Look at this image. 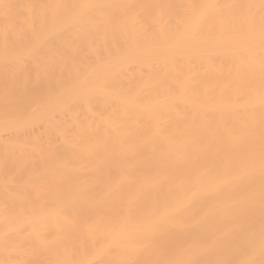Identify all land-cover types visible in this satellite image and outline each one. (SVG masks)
Here are the masks:
<instances>
[{
	"label": "bare ground",
	"instance_id": "bare-ground-1",
	"mask_svg": "<svg viewBox=\"0 0 264 264\" xmlns=\"http://www.w3.org/2000/svg\"><path fill=\"white\" fill-rule=\"evenodd\" d=\"M0 264H264V0H0Z\"/></svg>",
	"mask_w": 264,
	"mask_h": 264
}]
</instances>
